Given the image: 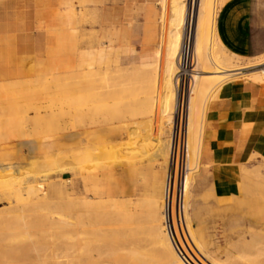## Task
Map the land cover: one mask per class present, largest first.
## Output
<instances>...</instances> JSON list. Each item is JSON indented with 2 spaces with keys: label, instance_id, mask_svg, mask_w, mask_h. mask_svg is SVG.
<instances>
[{
  "label": "rangeland",
  "instance_id": "obj_1",
  "mask_svg": "<svg viewBox=\"0 0 264 264\" xmlns=\"http://www.w3.org/2000/svg\"><path fill=\"white\" fill-rule=\"evenodd\" d=\"M130 1H134L130 4H134L135 19L129 21L130 39L126 44L117 42L121 38H119L120 32L116 28L110 31L102 30L101 25V9L104 4L110 2L116 4L120 0H83L86 12L82 13L81 21L86 28L93 26L96 29L89 31L86 30L83 23L77 26L78 0H60L61 5L50 13L53 25L49 31L55 36L56 44L49 48L44 58L34 62L32 78L0 82L2 88L0 92V123H2L0 124V264H168L159 251L158 243L159 236L165 235L162 227V214L158 215L159 230L155 233L149 223V214L146 213L145 203L150 198L142 197L138 200L135 197L105 196L104 189L101 191L97 187L95 190L94 182V199L91 200L88 188L89 172L77 165H70L72 172L58 177L51 176L46 180L26 177L27 184H16L11 180L15 175L10 172L14 165L21 166L22 173L25 175L37 171L38 165L44 161L55 158L50 155L51 152H58L57 147L49 145L59 141L63 135L69 132L77 133V136L81 137L83 145L81 148H77L76 141H61L62 146L59 151L63 153L60 155L63 163L73 159L76 153L88 151L90 148H88L87 132L90 126L94 132L100 130L96 136H93L95 144L91 149L96 150L94 157H96L95 155L98 158L103 157L102 162L105 160L110 163L120 161L130 171L136 172L139 156L140 162H145V168H152L157 163H150L147 158L142 156V153H136V149L143 147L138 143L151 144V140L159 136L166 143L167 149L163 157L164 163L158 165H164L165 169L167 168L173 126L170 121L175 111L176 92L174 85V87L168 83L165 85V81L163 83L161 80L164 78L157 74L160 64L148 65L152 69L154 68L157 75L145 79L137 78L139 73L136 70L143 66L136 64L120 66L124 69L112 68L113 70L108 71L93 70L76 74L74 70L63 71V69L59 70L55 67L59 59L64 57L66 49L71 50L70 61L76 65L78 52L75 45L78 40V30L81 32L79 47L83 45L87 48L91 42L93 47L101 45L102 41L112 42L114 50L120 51L123 58L132 55V50L140 51L144 37L142 26L145 21L143 18L146 14V5L151 0H142L144 3H138L137 0ZM155 1L152 6L156 8V13L159 16L160 6L157 5L158 0ZM161 3L163 8L161 43L172 44L177 50V59L188 54L186 66L191 71L200 61L195 51L198 6L195 5L192 12L189 0H161ZM59 7L63 10L60 11ZM209 20L211 19L207 15L204 20V22L206 21L204 23L206 25L203 27L204 31L207 27L202 37L205 41L204 35H206L205 43L216 41L215 37L211 38L215 36L214 25L212 26L213 20ZM209 25H211V29ZM156 27L159 31L158 21ZM189 35L191 39H189ZM64 38H68L72 44L66 46L64 42L58 44ZM204 41L203 45H206ZM221 46L222 48L220 45L215 47L217 52L219 51L218 54L222 53L221 55L225 56L229 54L227 57L230 56L234 64L242 62L254 64L264 60V56L256 59L239 58L228 52L222 44ZM176 58L174 60H177ZM263 60L262 62H264ZM129 69L135 71L130 73ZM254 70L259 69L252 67L243 70V73L246 74ZM204 75L208 74L204 73ZM207 78L204 77L200 80H203L207 86L213 85L211 81L212 84L207 82L211 78ZM245 78V76L241 77V79ZM50 85L53 90H49ZM180 85L183 86V83L180 82ZM188 87H190L188 84L184 88L182 87L187 90H185L187 99L191 93V88L188 89ZM221 87L222 91L228 89ZM172 89L175 92H173L175 100L170 101L172 99L168 96L171 94L168 92L170 93ZM196 89L194 88L195 96L198 94L195 97L196 102L203 109V112L196 118V125L197 127L200 125L199 128L203 129L208 105L221 94L219 95L217 92L202 94ZM148 101L154 102L153 105L156 107L152 112L160 113L159 115L164 117L165 123L157 124L155 122L153 130L150 132L141 130L140 132L142 125L139 121L145 118L147 116L145 114L149 111L142 106ZM139 106L141 107L139 108ZM163 108L164 110H162ZM9 110L13 112H11L10 119L12 121L10 123V120H5V116H3ZM166 111L169 113L168 117ZM12 123L13 126L23 130L27 129L29 134L31 132L32 135L30 134L29 138L38 142L40 149L35 152H31L27 148L19 149L18 138H14L15 133L11 130ZM156 126L162 130L159 132ZM44 128L47 129V133H45L46 130H43ZM35 129L38 130V133ZM43 131L44 133H42ZM29 134H26L27 138ZM45 141L49 142L48 148L43 146ZM191 145L190 141V147ZM154 146L155 144L152 143L151 147ZM192 148L193 170L197 171L201 166L200 158L195 155L194 148ZM107 151L110 153L105 155L108 153ZM116 157L121 158L117 159ZM197 161L200 164H197ZM200 161L202 162V157ZM93 164L94 173L98 176L100 168L105 169V163L93 162ZM200 171L208 178L202 181L197 176L195 181V172L193 171V184L195 182L193 197L198 201V210L193 216V222L191 219V231H193L192 235L195 236V241L199 242L196 245L205 260L210 263L212 258L223 261L229 255L233 256L232 259L239 255L238 258L241 260L243 258L242 261L247 264H264V160L255 159L249 164L241 166L238 182L234 188L224 189L217 185L214 181V173L209 167L203 165L200 167ZM37 182L48 183L54 189L49 194V198L48 188L37 184ZM142 185L148 186L149 184L144 180ZM29 186L43 187L48 202L43 200V196L34 200L33 197L27 196L25 191L21 192ZM187 201L189 202V199ZM86 202L87 206L84 205ZM159 203H161L160 212H162L163 199ZM86 207L88 208L86 209ZM59 211L60 213H58ZM236 219L241 220L242 226L230 229L229 224ZM193 224L196 230L193 228ZM260 237L261 239H259ZM252 238L257 241L251 240ZM254 242L259 244L255 243V246ZM239 253L247 257H242ZM206 254L209 256L207 257ZM238 258L237 262L240 261Z\"/></svg>",
  "mask_w": 264,
  "mask_h": 264
},
{
  "label": "crops",
  "instance_id": "obj_2",
  "mask_svg": "<svg viewBox=\"0 0 264 264\" xmlns=\"http://www.w3.org/2000/svg\"><path fill=\"white\" fill-rule=\"evenodd\" d=\"M130 2L134 1L120 0L116 4L105 3L101 9L102 30L110 31L116 28L120 32L119 38H121V40L118 39V43H129V21L135 19L134 4H130ZM136 2L142 3L143 1L137 0ZM155 2V0H151L146 5V14L143 18L145 22L142 26L144 37L140 51L132 50V55L123 58L120 51L114 50L112 42L102 41L101 45L95 47L91 42L87 48L83 45L79 47L81 32L78 30V40L76 45L74 44L78 52L76 65L70 61L71 50L66 49L64 57L59 59L55 67L59 70L63 69V71L74 70L76 74L93 70L108 71L113 70L112 68L118 70L124 69L120 66L136 64L143 66L136 70L139 73L138 79L156 76L158 73L156 74L154 68L152 69L148 65L173 61L177 56V50L172 44L161 43L163 8L161 0H158L157 5L160 6L158 16L156 8L152 6ZM220 2L221 7L216 19L217 42L220 47L222 48V44L228 52L243 59L263 57L264 0H220ZM60 3V0H0V82L32 78L34 62L44 58L49 48L56 44L55 36L49 31L53 25L50 13L54 8H58ZM59 10L63 9L59 7ZM85 12L83 0H78L77 26L83 23L81 15ZM157 21L160 24L159 31L156 27ZM83 26L85 27L84 23ZM91 29L94 27L86 28L87 31ZM63 42L65 46L72 44L68 38H64L58 44H63ZM119 48L122 47L119 46ZM132 71L135 70L129 69L130 73ZM153 103L148 101L142 106L149 111L145 114L147 116L139 121L142 125L140 132L141 130L150 132L153 130L155 122L157 124L165 123L164 117L152 112L156 107ZM156 128L159 132L162 130H159V126ZM99 131L94 132L90 126L87 132L88 148L90 149L74 154L73 159L64 163L60 157L63 153L59 151L62 146L61 141H76L77 148H81L83 145L81 137L77 136V133L69 132L63 135L57 141L58 143L49 145V142L45 141L44 148H48V145L57 147L58 152H51L50 155L55 158L44 161L38 165L37 171L25 175L22 173L21 166L14 165V168L10 170L15 174L11 180L16 184H27L26 177L46 180L51 176L58 177L72 172L70 165H77L89 172L88 188L91 200L94 199V182L95 190L97 187L101 191L104 189L105 196L135 197L138 200L142 197L150 198L145 203L146 213L149 214V223L152 225L153 231L157 233L159 230L158 215L159 213L161 215V203L159 202L164 197L167 176V168L158 164L164 163L166 143L159 136L151 140L155 144L154 147H151L152 143H138L143 147L137 148L136 153H142V156L147 158L150 163L154 162L157 165L145 168V162L141 163L138 156L137 169L136 172H133L120 161L110 163L105 160L102 162L103 157L98 158L97 155L94 157L96 150L91 149L95 144L93 136H96ZM201 142V166L204 165L211 169L217 185L224 189L234 188L238 182L241 166L247 165L255 159L264 160V86L249 80H242L232 84L224 94L210 102L204 120ZM18 146L19 149L27 148L31 152L40 149V144L33 139L18 141ZM107 152L105 155L110 153ZM116 158L120 159L121 157ZM93 162L105 163V169L103 170L101 167L98 176L94 173ZM195 174V181L197 176L202 181L208 178L201 173L200 168ZM144 180L147 181L148 186L142 185ZM37 184L48 188L46 190L49 198V194L54 189L48 183L37 182ZM194 193L195 182L193 184L192 181L188 202L190 224L198 210V201L193 197ZM95 199L97 198L95 197ZM241 224V220L236 219L229 224V228L237 229L242 226ZM193 228L196 230L194 224Z\"/></svg>",
  "mask_w": 264,
  "mask_h": 264
},
{
  "label": "bare ground",
  "instance_id": "obj_3",
  "mask_svg": "<svg viewBox=\"0 0 264 264\" xmlns=\"http://www.w3.org/2000/svg\"><path fill=\"white\" fill-rule=\"evenodd\" d=\"M190 1H191V9L190 10H192V12H193V7L195 6V5H197L198 6V8H197V10H198V14H197V21H196V26H195V31H196V53L198 54L197 56H198V58H199V60L200 61H198V64H196L195 66L196 67H194L191 71H189L188 70V66H186L187 64V55L185 56V55H183V56H181V57H179L177 60H173V61H169V62H162V64H160L159 65V67H158V74L159 75H161V77L162 78H164V79H161V80H163V83H164V81H165V85H166V83H168V85H174L175 86V92H176V106H175V111H174V113H173V116H172V120L170 121V122H172V130H173V128H176L177 126H178V128L180 127V124H181V122L182 123H185V125H186V136H187V141H186V143H187V150H188V165H189V172H188V174H187V177H186V180H185V217H186V225H187V230L189 231V234H190V236H191V238H192V240H193V242H194V244H195V246H196V248H197V250H198V252H199V254L201 255V258H202V260H203V262L205 263V264H210V263H212V264H247V262H245V261H242L243 260V258L242 257H247L246 255L245 256H242V254L241 253H239V254H241V258H242V260L240 259V258H238L239 257V255H238V257H236L235 259H232L233 258V256H231V255H226V256H228V257H226V259L225 260H223V261H220V259L218 260V259H213L212 258V260H211V262L210 263H208L206 260H205V257L203 256V254L201 253V251L199 250V247H198V245H196L197 243L199 244V242H196L195 241V236L193 237V235H192V232L193 231H191V224H190V219H189V207H188V199H189V196H190V183H191V181L193 180L192 178L194 177L193 176V171L194 172H196L195 170H193V164H192V160H194V159H192V156H191V148H192V145H193V148H194V153H195V155L197 156H199V158H200V155H201V137H202V130L203 129H200L199 127H200V125H199V127H197V125H196V118H197V116L198 115H200V113L201 112H203L202 110V108L200 107V105L196 102V99H195V97H197L198 96V94H197V96H195V91H194V88H197L198 89V91L200 92V93H202V94H208V93H211V92H217V94H223V93H225L226 91H225V89H224V91H222L223 89H222V87L221 86H223V88L224 87H226V88H229L232 84H234V83H239V82H241L242 80H249V81H251V82H255V83H259V84H262L263 86H264V62H262V60L260 61V62H252V63H254V64H251V63H247V64H245V63H241V64H234L233 62H232V60L230 59V56L229 57H227V55H229V54H227L226 56L223 54V55H221L222 53H221V51H220V55L218 54V52H217V50H216V45L217 46H219V44H218V42H217V30H216V19H217V15H218V11H219V9H220V7H221V5H220V0H189V3H190ZM197 10H195V11H197ZM195 14V13H194ZM207 15L209 16V18L211 19V20H209V21H212L213 20V24H212V26L214 27V35L215 36H212L211 38H213V37H215L216 38V41L215 42H213V43H205V41H206V35H204L205 36V41L203 40V34H204V32L206 31V27H205V31H204V26L206 25V24H204L205 22H204V20H205V18L207 17ZM194 17H196V16H194ZM210 24V23H209ZM193 25H194V23H193ZM207 25H208V22H207ZM188 26H190V25H188ZM192 26V25H191ZM210 27V29H211V25H209ZM209 29V30H210ZM213 29V28H212ZM190 31V30H189ZM193 32V31H192ZM208 33H210V32H208ZM208 33H206L207 35H208ZM188 34V33H187ZM211 35H212V32H211ZM194 36V35H193ZM209 37V36H208ZM194 38V37H193ZM187 39H188V36H187ZM189 39H191L190 38V35H189ZM195 39V38H194ZM209 39V38H208ZM210 40V39H209ZM188 41V40H187ZM203 41H204V43L206 44V45H203ZM213 41V40H212ZM194 42V43H195ZM189 43V42H188ZM187 43V44H188ZM186 44V43H185ZM187 47H189V46H187ZM194 48V47H193ZM184 49H186V48H184ZM218 49V48H217ZM219 49H220V47H219ZM218 49V50H219ZM193 50V51H194ZM194 51V52H195ZM188 52V51H187ZM185 54V53H184ZM195 55V54H194ZM193 55V56H194ZM190 56H192V55H190ZM192 56V57H193ZM196 56V57H197ZM195 57V56H194ZM195 59V58H194ZM234 59V58H233ZM196 60V59H195ZM198 60V59H197ZM193 61V60H192ZM234 61V60H233ZM238 61V60H237ZM264 61V60H263ZM197 62V61H196ZM235 62H236V60H235ZM249 62V61H248ZM190 65V64H189ZM193 65V64H192ZM252 67H255V68H258L259 70H254V71H251V72H249V73H243V70H246V69H250V68H252ZM197 73V74H195V73ZM204 73L205 74H208V75H204ZM243 76H245L246 78L245 79H241V77H243ZM160 77V76H159ZM204 77H209V78H211L209 81H207V82H212L213 83V85H211V86H207V85H205V83L203 82V80H200V79H202V78H204ZM208 79V78H207ZM160 80V81H161ZM206 80V79H205ZM162 82V81H161ZM180 82H182L183 83V86H181L180 85ZM179 83V84H178ZM55 84V83H54ZM54 84H53V86H54ZM184 84H188L190 87H188V89H190L191 88V93L188 95L189 96V98L187 99V92H186V94H185V90H186V88H185V90L183 89L184 88V86H186V85H184ZM161 86H164L163 84H161ZM173 86V87H174ZM181 86V87H180ZM50 87H51V85H50ZM166 88H167V86H165ZM183 87V88H182ZM53 90L52 89V87L51 88H49V90ZM55 89V88H54ZM197 89H196V91H197ZM173 90V89H172ZM170 91V93L168 92V94H171V96H168V97H171V99L172 100H170V101H173V99H174V95H173V92H174V90L173 91ZM2 91V88L0 87V92ZM187 91V90H186ZM220 91H222L221 93H219ZM174 92V93H175ZM163 93V92H162ZM216 94V95H217ZM164 96V95H163ZM166 97V96H165ZM164 99H167V98H164ZM163 99V100H164ZM186 99L188 100V117H187V101H186ZM168 101H169V99H167ZM175 100V99H174ZM165 101V100H164ZM202 103H203V100H202ZM203 105V104H202ZM170 106V105H169ZM203 107V106H202ZM166 108V107H165ZM204 108H205V106H204ZM169 109V108H168ZM168 109H166V110H168ZM142 110V109H141ZM162 110H164V108L162 109ZM205 110H206V108H205ZM11 112L12 111H8V112H6L3 116H5V120H7L8 121V119L10 120L9 121V123L12 121L10 118H11ZM134 112V111H133ZM167 113H168V111H166ZM169 112H170V110H169ZM172 112V111H171ZM13 113V112H12ZM164 113V112H163ZM160 114V113H159ZM204 114H205V112H204ZM170 115H171V113H170ZM169 116V113H168V115H167V117ZM16 117L18 118V115H16ZM15 117V118H16ZM105 117V116H104ZM14 118V117H13ZM12 118V119H13ZM107 118V117H106ZM17 121V120H16ZM15 121V122H16ZM87 121V120H86ZM4 123V122H3ZM0 124H2V123H0ZM8 124V123H7ZM16 124V123H15ZM50 124V123H49ZM12 126H13V123L11 124ZM17 125V124H16ZM38 125V124H37ZM46 125V124H45ZM45 125H44V127H45ZM84 125V124H83ZM6 126V125H5ZM35 126V125H34ZM79 126V125H78ZM41 127V126H40ZM47 127V126H46ZM35 128V127H34ZM33 129V128H32ZM37 129H38V127H37ZM52 129V128H51ZM55 129V128H54ZM12 130V132L13 133H15V137L14 138H18V141H21V140H30V138H29V136H30V134H31V132H30V134H29V132L27 131V129L26 130H23V129H21V128H19V127H17V126H13V128L11 129ZM29 130V129H28ZM39 130V129H38ZM38 130L36 131V129H35V131L38 133ZM43 130H46V132L45 133H47L48 131H47V129H43ZM48 130H50V128H48ZM32 131H34V130H32ZM34 131V133H36ZM41 131V130H40ZM42 133H44V131L42 132ZM12 134V133H11ZM26 134H29L28 135V138H27V135ZM172 134V133H171ZM13 135V134H12ZM11 135V136H12ZM32 135V134H31ZM35 136H37V135H35ZM191 139V140H190ZM191 141V143H192V145H191V147H190V141ZM171 141V140H170ZM170 147H171V142H170ZM192 148V149H193ZM169 152H170V150H169ZM193 153V152H192ZM254 156V155H253ZM194 157V156H193ZM198 158V159H199ZM194 162H196V161H194ZM199 162H200V159H199ZM198 161H197V164L199 163ZM197 164H195V165H197ZM200 164V163H199ZM197 166H199V165H197ZM196 166V167H197ZM168 167V166H167ZM200 168V167H199ZM199 170V169H198ZM197 170V171H198ZM5 173V172H4ZM259 175V174H258ZM194 181V180H193ZM166 182V181H165ZM193 186V185H192ZM7 189H9V188H7ZM20 190V189H19ZM23 191H25L26 192V195L27 196H29L30 198L31 197H33V199L34 200H36L38 197H41V196H43L44 197V199L43 200H45V201H47V194H46V192H45V190H43V187H38V186H29V187H27L26 189H24V190H21V192L23 193ZM20 193V192H19ZM22 198H25V197H22ZM164 198V197H163ZM26 200H27V198H26ZM24 201V200H23ZM32 201V200H31ZM44 201V202H45ZM112 201V200H111ZM114 201V200H113ZM48 202V201H47ZM27 203V202H26ZM76 203V202H75ZM84 203V202H83ZM82 203V204H83ZM152 203V202H151ZM95 204V203H94ZM75 205V204H74ZM85 206H87V202L84 204ZM89 205V204H88ZM91 205V204H90ZM103 205V204H102ZM152 205H153V203H152ZM152 205H150V207L152 206ZM118 206V205H117ZM164 205H162V207H163ZM66 207V206H65ZM70 207V206H69ZM74 207V206H73ZM109 207V206H108ZM119 207V206H118ZM153 207V206H152ZM58 208V207H57ZM61 208V207H60ZM64 208V207H63ZM76 208V207H75ZM88 207H86V209H87ZM105 208V207H104ZM69 209V208H68ZM77 209V208H76ZM154 209V208H153ZM56 210H59V209H56ZM108 210H110V209H108ZM150 210L152 211V209L150 208ZM53 211H55V210H53ZM95 211V210H94ZM100 211V210H99ZM55 212H57V211H55ZM63 212V211H62ZM71 212V211H70ZM58 213H60V211L58 212ZM118 213V212H117ZM161 214H162V218H163V220H164V215H163V208H162V212H161ZM161 216V215H160ZM159 218V217H158ZM162 220V227H163V231H164V233H165V235H160L159 236V240H158V243H159V245H160V252H161V254L165 257V259L164 260H167V262H168V264H186L183 260H182V258L179 256V254L176 252V250H175V247H174V244H173V241H172V239L170 238V236L168 235V233H167V231H166V229L164 228V225H163V221ZM257 236V235H256ZM158 237V236H157ZM255 237V236H254ZM256 238H258V237H256ZM247 239V238H246ZM259 239H261V237L259 238ZM251 240H255V239H251ZM255 241H257V240H255ZM196 242V243H195ZM243 242V241H242ZM259 242V241H258ZM251 243H252V241H251ZM255 243H257V242H254V244ZM257 244H259V243H257ZM243 245V244H242ZM247 245V244H246ZM251 246H253V245H251ZM255 246H256V244H255ZM200 248H202V247H200ZM230 248V247H229ZM250 249V248H249ZM202 250V249H201ZM228 249L226 248V251H227ZM239 250V249H238ZM203 252H204V250H202ZM230 251V250H229ZM228 252V251H227ZM232 253V252H231ZM227 254V253H226ZM236 254V253H235ZM244 254H246V253H244ZM207 255V257L209 256L208 254H206ZM233 255V254H232ZM37 257V256H36ZM96 258V257H95ZM218 258V257H217ZM238 258V260H240V261H236V259ZM244 258V259H245ZM90 258L88 257V260H89ZM78 260H79V258H78ZM92 260H94V259H92ZM97 260V259H96ZM38 261V260H37ZM100 261V260H99ZM83 262H84V260H83ZM89 262H90V260H89ZM83 264V263H82ZM127 264V263H126Z\"/></svg>",
  "mask_w": 264,
  "mask_h": 264
},
{
  "label": "built area",
  "instance_id": "obj_4",
  "mask_svg": "<svg viewBox=\"0 0 264 264\" xmlns=\"http://www.w3.org/2000/svg\"><path fill=\"white\" fill-rule=\"evenodd\" d=\"M185 123L173 128L163 198L164 228L186 264H205L187 230L185 180L189 172Z\"/></svg>",
  "mask_w": 264,
  "mask_h": 264
}]
</instances>
